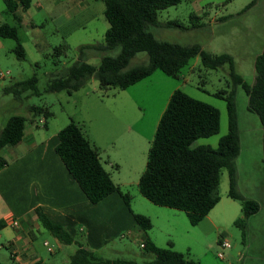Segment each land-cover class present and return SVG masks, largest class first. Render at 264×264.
Returning <instances> with one entry per match:
<instances>
[{
  "label": "rangeland",
  "instance_id": "374dc122",
  "mask_svg": "<svg viewBox=\"0 0 264 264\" xmlns=\"http://www.w3.org/2000/svg\"><path fill=\"white\" fill-rule=\"evenodd\" d=\"M252 1L182 0L177 5L160 10V24L151 25L150 30L162 40L182 44L198 43L210 52L230 53L234 57L236 71L249 84H253L256 56L264 49V0H257L248 7ZM80 2L83 10L76 15L69 14L68 9L66 12L45 9L37 12L33 8L29 12L32 19L27 14L25 17L29 20L23 24L14 18L5 1L0 0V22L18 25L19 38L27 52L26 59L20 60L13 52L16 40L0 38L4 43V47L0 48V72L4 74L0 77V131L14 114L33 117L29 110L33 104L48 106L53 114L48 119V128L42 122L45 117L41 115L37 118L40 126L27 122L28 131L33 128L51 139H59L58 131L71 120L77 121L91 137L114 182L123 192L130 194L132 209L149 212L148 207H157V204L140 192L139 179L146 169L160 116L172 92L181 89L219 108L220 131L212 136L200 137L192 144L193 147H217L220 138L228 132L229 124L226 101L215 93L222 89H233L230 68L229 65L220 69L206 68L198 55L180 70L177 77L157 69L152 75L126 89H102L99 80L92 77L83 88L72 93L67 90L47 91L49 80L65 75L82 54L85 61L99 65L103 56H115L120 50H80L82 45L105 44V33L109 28L104 0ZM192 14L200 15L203 23L201 28L192 26ZM59 46L62 49L57 50ZM146 63H149V55L139 52L131 59L128 68ZM34 74L39 77L41 95L26 92L22 99H18L14 94L5 92L6 87ZM236 102L241 151L245 155L240 163L241 183L245 194L253 196L256 192L254 176L258 175V171L255 172L256 154L253 151H263L262 123L259 116L249 110L248 95L242 86L236 87ZM3 151H14V148L7 147ZM251 152L255 158L250 157ZM229 183V172L225 167L219 185V193L223 197V206L219 207L220 227H213L202 242L197 239L190 241L189 235L194 236L196 231L199 236L200 232L191 224L186 212H181V219L173 223L178 249L201 264H264V210L249 218L246 227L238 225L236 220L243 216V206L240 200L229 196ZM39 224L40 228L34 229V246L43 260L38 264H68L78 243L61 241L63 247L59 248L56 242L59 238L41 222ZM134 225L132 229L125 228L120 232L117 229H104L102 243L95 251L111 259H133L138 263L149 259L150 256L145 254L141 246L144 232L137 224ZM0 233V262L15 264L8 247V235L3 229H0ZM223 238L230 241L231 247L221 246ZM76 239L87 244L86 237ZM46 240L50 245L45 244ZM189 244L190 249L187 248ZM49 247L55 252H50ZM219 252H223L224 257H220Z\"/></svg>",
  "mask_w": 264,
  "mask_h": 264
},
{
  "label": "trees",
  "instance_id": "16d2710c",
  "mask_svg": "<svg viewBox=\"0 0 264 264\" xmlns=\"http://www.w3.org/2000/svg\"><path fill=\"white\" fill-rule=\"evenodd\" d=\"M21 1L23 10L30 8L31 0ZM104 1V13L109 22L105 44L82 45L80 50L83 52L86 49H120L118 54L103 56L99 65L85 61L82 54L65 75L49 80L47 91L67 90L72 93L83 88L92 77L99 80L102 89L110 87L126 89L152 75L157 69H161L169 76L177 77L180 70L198 55L206 68L220 69L229 65L233 89H222L215 93L226 101L229 124V130L220 138L218 146L193 147L192 144L200 137L212 136L220 131L219 108L194 98L181 89H176L171 94L158 123L146 169L139 179V189L154 204L186 212L191 224L197 225L220 202L219 185L222 169L226 167L230 180L228 194L240 200L243 206V216L238 218L236 223L246 227L247 220L259 211L260 204L244 196L237 188L236 161L241 144L236 87L244 88L248 95L249 110L256 113L261 120L264 152V49L255 60V82L249 84L243 75L236 71L234 57L230 53L210 52L198 43L182 44L162 40L150 30L151 25L160 24L158 22L160 10L177 5L182 0ZM256 2L257 0H253L248 7ZM7 3L20 22L21 17L16 13L18 5L13 1ZM200 19V15H191L194 28L203 26ZM0 38L16 40L13 52L20 60L26 59L27 52L20 41L18 25L0 22ZM56 49H62V46ZM139 52H146L149 55V63L128 68L131 59ZM38 82L39 77L34 74L6 87L5 92L14 94L18 99H22L26 92L41 95ZM29 110L33 115L32 121L43 115L44 125L47 127L48 119L53 114L48 106L33 104ZM28 121L29 118L21 114H14L8 119L0 131V151L15 146L23 139ZM58 138L56 146L58 155L92 203H98L110 194L119 192L132 212L137 226L146 232L152 228V219L148 215L133 211L130 194L123 192L114 182L101 160L100 152L80 123L71 120L59 130ZM6 164L7 160L0 156V169ZM36 211L45 228L62 242L78 243V248L68 264H201L174 249L173 243L168 247H161L150 238L144 241L143 247L145 254L150 258L142 263L133 259L106 258L86 248L67 226L51 221L41 208H37Z\"/></svg>",
  "mask_w": 264,
  "mask_h": 264
},
{
  "label": "crops",
  "instance_id": "0c3cea01",
  "mask_svg": "<svg viewBox=\"0 0 264 264\" xmlns=\"http://www.w3.org/2000/svg\"><path fill=\"white\" fill-rule=\"evenodd\" d=\"M4 1L10 12L7 1H13L18 5L16 13L21 17L20 22L23 24L25 20H29L25 16L30 14L33 8L37 12L44 9L66 12L68 9L71 15H76L83 10L80 0H31L30 8L27 10H23L21 0ZM30 19H32L31 14ZM31 25L34 27L33 22ZM2 47L4 43L0 39V48ZM249 117L254 118L253 115ZM28 118L33 125L40 126L37 120L32 121V117ZM42 122L45 124V119ZM261 130H263L262 126ZM88 137L91 140L89 135ZM58 142L59 139L54 137L51 139L41 134L39 130L31 128L28 131L26 124L25 135L18 144L13 146L14 151H3L5 148L0 151V156L7 160V164L0 169V222H2L0 229L8 235V247L15 264H38L43 260L34 246L36 238L34 229H39V222H41L37 208H41L51 221L67 226L75 237L82 239L86 237L85 247L92 251H95V248L102 243L104 229L113 231L117 229V232H120L125 228L132 229L136 226L134 216L119 192L110 194L98 203L90 201L58 155L56 151ZM253 152L256 154L255 172L258 171V175L254 176L256 192L253 196L245 194L241 183L240 163L244 159V151L240 150L236 161L238 190L260 204L259 211L250 218L264 210V152ZM254 153L251 152L250 157L255 158ZM111 164L114 163L111 161ZM117 164L120 165V163ZM222 200L223 197L199 224L193 225L200 233L197 236L194 231V236L189 235L190 241L197 239L202 242L213 227H220L221 208L219 207L223 206ZM148 209L149 212H138L148 215L153 223L152 228L147 232L138 227L144 232L143 241L150 238L161 247H168L173 243L174 249L180 251L173 234V223L181 219L180 214L183 211L159 205L148 207ZM129 231L132 233L136 229ZM0 236H2L1 233ZM56 242L59 243V248L63 247L60 239H56ZM45 244L50 245V242L46 240ZM50 248V252H55L53 248L52 250ZM187 248H191L190 244Z\"/></svg>",
  "mask_w": 264,
  "mask_h": 264
},
{
  "label": "built area",
  "instance_id": "2783aa9c",
  "mask_svg": "<svg viewBox=\"0 0 264 264\" xmlns=\"http://www.w3.org/2000/svg\"><path fill=\"white\" fill-rule=\"evenodd\" d=\"M2 76H4V74L2 72H0V77H2ZM15 224H17V223L15 222ZM141 246L145 247V242L144 241L141 243ZM221 246L223 248H229V247H231V243H230V241L228 239L223 238L221 240ZM50 250H52V249L50 248ZM219 256L220 257H224V253L223 252H219Z\"/></svg>",
  "mask_w": 264,
  "mask_h": 264
}]
</instances>
